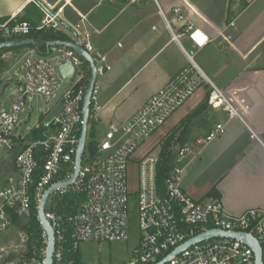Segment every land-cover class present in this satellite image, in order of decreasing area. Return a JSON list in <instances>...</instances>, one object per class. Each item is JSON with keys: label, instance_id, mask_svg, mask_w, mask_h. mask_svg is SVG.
<instances>
[{"label": "built area", "instance_id": "2783aa9c", "mask_svg": "<svg viewBox=\"0 0 264 264\" xmlns=\"http://www.w3.org/2000/svg\"><path fill=\"white\" fill-rule=\"evenodd\" d=\"M46 12V11H45ZM166 24L170 20L160 11ZM173 16L184 21L185 9L172 8ZM57 14L46 12L37 29H60ZM233 25L234 21H230ZM32 24L29 20L9 17L0 19V39L28 38ZM174 34V39H178ZM192 43L203 48L210 37L202 29L188 26ZM94 58L97 79L112 69L106 54L97 53L91 34L74 37ZM44 58L25 55L23 76L9 104L0 103V150L19 147L12 172L0 181V244L13 226V217L32 216L33 210L40 225L41 245L36 249L37 264H45L48 232L42 226L38 206L44 191L51 185L71 178L83 124V104L91 78L90 63L76 50L53 44ZM75 67L73 83L59 100L60 109L50 118H41L25 132L20 119L29 99L42 96L46 102L56 95L59 85L56 65ZM59 69V66H58ZM208 85V103L214 110L227 112L230 119L244 118L245 99L234 90H226L208 78L192 61L164 87L153 94L126 122L107 124L105 136L96 149L88 146L91 120H99L102 106L95 83L91 96L90 119L86 146L80 170L68 185L58 187L48 197L45 217L55 231L52 264H73L68 252L79 251L83 241L113 242L130 238L129 219L131 198L137 194L136 208L140 230L139 244L132 257L120 264H158L189 239L212 229L227 232H247L256 237L263 250L264 263V208H252L233 215L226 211L219 198L195 199L182 187L181 179L189 155L196 153L225 132V124L218 122L205 136L179 145L174 151L165 191L158 188L159 154L149 152L139 158V182L136 191L129 187V163L140 145L163 127L173 113L183 106L202 86ZM50 110H47L48 113ZM39 133L34 138L33 133ZM31 140L25 142L28 136ZM253 135L256 134L253 132ZM69 195L74 200L73 210L60 211L56 198ZM4 248L0 245V250ZM162 264H257L255 252L243 240L214 236L195 242L174 254Z\"/></svg>", "mask_w": 264, "mask_h": 264}, {"label": "crops", "instance_id": "0c3cea01", "mask_svg": "<svg viewBox=\"0 0 264 264\" xmlns=\"http://www.w3.org/2000/svg\"><path fill=\"white\" fill-rule=\"evenodd\" d=\"M40 1L75 29L77 36L90 33L97 53L107 55L112 69L97 79L100 119L106 127L112 121H128L192 61L218 86L244 98V118L230 119L227 112L210 107L209 87L204 84L155 134L162 140L180 127L178 134L184 136L185 142L194 141L218 122L224 123L221 136L189 155L182 187L195 199H221L226 211L233 215L264 208V0ZM175 6L185 9L184 21L173 16ZM39 11L44 17L46 12L36 0H0V19ZM189 25L208 34L210 42L205 47L199 48L189 39ZM59 30L74 40L65 26ZM174 34L180 35L178 39ZM30 48L26 46L21 51L26 55ZM37 51L47 56V48L45 52ZM205 103V108L181 123ZM58 106L60 109V103ZM149 149L150 146L143 151ZM32 260L31 264H37Z\"/></svg>", "mask_w": 264, "mask_h": 264}, {"label": "rangeland", "instance_id": "374dc122", "mask_svg": "<svg viewBox=\"0 0 264 264\" xmlns=\"http://www.w3.org/2000/svg\"><path fill=\"white\" fill-rule=\"evenodd\" d=\"M44 17L38 21L43 23ZM37 20V19H36ZM61 26V25H60ZM26 55L32 56L33 58L39 59L44 58V56L37 51L35 47L30 48ZM25 55L21 49L16 51H7L1 54L3 63L0 66V102L7 104L12 91L18 87L19 81L23 76V59ZM58 64L56 65V72L58 75L59 85L56 89L55 97L46 102L42 96L34 95L32 99H29L31 107H26V110L20 114V119L25 120L22 123V129L27 132L34 127V125L41 118L42 114H45L47 110L48 116L56 114L59 109V100L69 86L75 80V77H63L58 69ZM101 76L98 77L100 80ZM48 117V118H50ZM1 120V119H0ZM89 132V142L96 141L97 143L105 136L106 125L101 119L91 120ZM92 130L94 135L91 134ZM34 138L39 136V133L32 132ZM155 134V133H154ZM153 134V135H154ZM159 135V134H158ZM31 140L29 135L25 142ZM166 141L164 139H159L157 133L151 138V140L142 143L143 145L134 153L130 163H129V187L131 191H136L138 188L139 175H138V163L139 158L145 156L149 152L158 155L162 149V145ZM184 143V136L177 135L174 140L170 143L171 149L174 151L179 145ZM150 146V149L143 151L145 148ZM19 147L10 150L8 147H2L0 150V181H4V178L15 166L16 154L19 152ZM62 198L58 197L55 201L59 203ZM137 194L134 192L131 198V213L129 221V233L130 238L127 241H103L96 242L92 240L83 241L80 245L79 252L81 256L80 264H120L127 262L133 254L134 249L139 244L140 230L138 225V211L136 208ZM30 216L20 218V224L17 226H12L4 235L1 242V246L4 248L0 250V264H7L9 262H27L29 264L33 263L32 259H29L28 253V234L26 228L23 225H27L30 221ZM32 260V261H31Z\"/></svg>", "mask_w": 264, "mask_h": 264}, {"label": "water", "instance_id": "95a60500", "mask_svg": "<svg viewBox=\"0 0 264 264\" xmlns=\"http://www.w3.org/2000/svg\"><path fill=\"white\" fill-rule=\"evenodd\" d=\"M37 3L42 7V9L51 15H54L52 11H50L40 0H36ZM56 20L63 26H65L69 31L72 32V34L77 37V32L75 29H73L69 24H67L64 20L56 17ZM31 44H35V40L32 37L24 38L21 40H5L0 41V48H9V47H15V46H28ZM53 44H59L63 46H68L70 48H73L76 50L80 55H82L89 63L91 68V78L88 83L84 104H83V124H82V131L78 143V148L76 152L75 157V169L73 171V175L71 178H69L66 181L55 183L51 186H49L43 193V196L41 198V201L38 206V214L40 216L41 224L48 232V245H47V251L45 256V264H52V258L53 253L55 249V231L50 223V221L45 217V206L48 197L56 190L58 187H63L68 185L71 181H73L81 166L82 156L83 152L86 146L87 141V131H88V122L90 119V105H91V96L93 93V89L95 86V83L97 82V68L96 63L93 58V56L84 49L83 46H81L77 41L74 40H67V39H55L50 40L47 42L48 48ZM59 71L61 75L65 78L71 77L75 73V67L72 64L63 63L59 65ZM214 236H224V237H232L236 239L243 240L246 244H248L250 247L253 248L257 260V264H264L263 263V250L262 247L256 237H254L252 234L247 232H227L220 229H212L207 232H203L191 239H189L187 242H185L183 245L175 249L171 254H169L164 260L159 262L158 264H162L164 261L168 260L170 257H172L174 254L180 252L185 247L189 246L190 244H193L198 241H202L205 239H208L210 237Z\"/></svg>", "mask_w": 264, "mask_h": 264}, {"label": "trees", "instance_id": "16d2710c", "mask_svg": "<svg viewBox=\"0 0 264 264\" xmlns=\"http://www.w3.org/2000/svg\"><path fill=\"white\" fill-rule=\"evenodd\" d=\"M19 19H26L29 20L32 24L31 33L28 37H32L35 40V44H31L28 46L31 47H37V49L40 52H45L47 48V42L50 40L55 39H68V36L64 35L60 30H56L55 28H47L44 27L42 29H37L36 26L38 24V21L43 18V12H36L31 13L29 15H25L22 17H18ZM37 19V20H36ZM18 40V39H14ZM20 40V39H19ZM0 41H4V39H0ZM26 46H15V47H9V48H0V66L3 63V59L1 58V54L7 51H13V50H19ZM206 107V103L201 105V107L195 111H193L191 114H189L185 119L181 121L182 124H184L191 116L198 113L200 109H203ZM180 127H175L167 136L166 141H164L162 145V149L159 154V161H158V173H157V183L158 188L161 192L165 191V183L166 178L170 172L171 169V163L174 158V153L171 149V142L174 140L177 133H179ZM92 135H94V131L91 132ZM180 135V134H179ZM185 142V140H184ZM88 146L91 150H95L97 146L96 141H90L88 142ZM74 200L69 195L65 196L61 201L58 203V209L60 211L64 210H73ZM36 211L33 210V215L30 218V221L27 225H23V228H26L27 234H28V257L29 259H33L36 257V249L40 247L41 245V238H40V225L39 222L35 218ZM20 218L18 216L13 217V223L14 224H20ZM67 258L71 259L73 261V264H80L81 263V256L80 252H68Z\"/></svg>", "mask_w": 264, "mask_h": 264}]
</instances>
